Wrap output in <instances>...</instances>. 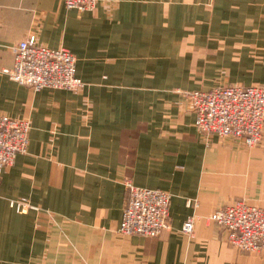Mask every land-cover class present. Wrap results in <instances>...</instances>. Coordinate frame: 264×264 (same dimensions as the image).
Wrapping results in <instances>:
<instances>
[{
    "label": "crops",
    "instance_id": "crops-1",
    "mask_svg": "<svg viewBox=\"0 0 264 264\" xmlns=\"http://www.w3.org/2000/svg\"><path fill=\"white\" fill-rule=\"evenodd\" d=\"M31 36L73 54L80 92L8 78ZM228 85L264 86V0H0V115L30 124L0 176V264H264L209 221L239 199L264 209V131L247 148L194 126L187 94ZM127 181L170 195L159 236L119 233Z\"/></svg>",
    "mask_w": 264,
    "mask_h": 264
},
{
    "label": "built area",
    "instance_id": "built-area-1",
    "mask_svg": "<svg viewBox=\"0 0 264 264\" xmlns=\"http://www.w3.org/2000/svg\"><path fill=\"white\" fill-rule=\"evenodd\" d=\"M64 7L79 12H92L98 0H61ZM13 66L4 71L8 78L33 91L43 89L78 93L84 84L76 76V59L65 48L50 49L37 44L34 36L13 48ZM195 114L194 126L205 137L218 136L242 141L253 148L262 141L264 131V86L228 85L210 91L187 94ZM30 124L26 120L0 115V176L12 166L17 155L26 153ZM127 202L119 233L125 236L153 238L169 223L170 195L164 191L139 188L125 183ZM17 213L36 210L26 199L13 201ZM209 221L227 234L229 245L243 253L264 251V209L250 206L244 200L215 211ZM193 219L182 226L191 236Z\"/></svg>",
    "mask_w": 264,
    "mask_h": 264
}]
</instances>
